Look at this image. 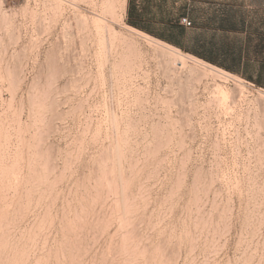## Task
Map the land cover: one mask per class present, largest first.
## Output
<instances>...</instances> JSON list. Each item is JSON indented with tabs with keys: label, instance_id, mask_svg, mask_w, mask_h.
Listing matches in <instances>:
<instances>
[{
	"label": "rangeland",
	"instance_id": "1",
	"mask_svg": "<svg viewBox=\"0 0 264 264\" xmlns=\"http://www.w3.org/2000/svg\"><path fill=\"white\" fill-rule=\"evenodd\" d=\"M0 264H264V0H0Z\"/></svg>",
	"mask_w": 264,
	"mask_h": 264
},
{
	"label": "bare ground",
	"instance_id": "2",
	"mask_svg": "<svg viewBox=\"0 0 264 264\" xmlns=\"http://www.w3.org/2000/svg\"><path fill=\"white\" fill-rule=\"evenodd\" d=\"M124 2H126V0H124ZM130 27L133 28L134 30L138 31V32H141L140 35H145V37L147 38V41L149 42V44H151L152 46H155V48H157V47H160V48H162V47H169V49L171 48L170 50H172V49L175 50L178 53L177 55H179L182 59H188V58L189 59H192L194 62H196L197 64L201 65L202 72H203L204 76L205 75H211V76H214V77H218L220 79L221 78L228 79V77L235 76L232 73H229V72H227V71H225V70H223V69H221L219 67H216L214 65H211L210 63L206 62L203 59H200V58H198L196 56H193L191 54H185V53H183L181 51L180 48L174 47V46H172V45H170V44L162 41L161 39H158V38H156V37H154V36H152V35H150L148 33H145V32H143V31H141V30H139V29H137L135 27H132V26H130ZM159 51H161V50H159ZM165 51H167V50H165ZM235 77H233V78H235ZM238 80H240V79H238ZM224 91H226V90H224Z\"/></svg>",
	"mask_w": 264,
	"mask_h": 264
},
{
	"label": "built area",
	"instance_id": "3",
	"mask_svg": "<svg viewBox=\"0 0 264 264\" xmlns=\"http://www.w3.org/2000/svg\"><path fill=\"white\" fill-rule=\"evenodd\" d=\"M181 24L185 25V26H191L192 25V21L189 20L188 17H184V18L181 19Z\"/></svg>",
	"mask_w": 264,
	"mask_h": 264
},
{
	"label": "crops",
	"instance_id": "4",
	"mask_svg": "<svg viewBox=\"0 0 264 264\" xmlns=\"http://www.w3.org/2000/svg\"><path fill=\"white\" fill-rule=\"evenodd\" d=\"M149 10V8H148V6H146L144 9H143V11L142 10H136L135 9V11L133 12V14L135 15H137V16H139V17H142V14H143V12L144 11H148Z\"/></svg>",
	"mask_w": 264,
	"mask_h": 264
},
{
	"label": "trees",
	"instance_id": "5",
	"mask_svg": "<svg viewBox=\"0 0 264 264\" xmlns=\"http://www.w3.org/2000/svg\"><path fill=\"white\" fill-rule=\"evenodd\" d=\"M130 24H132L135 27H139V25L136 22H134V21L130 22Z\"/></svg>",
	"mask_w": 264,
	"mask_h": 264
}]
</instances>
